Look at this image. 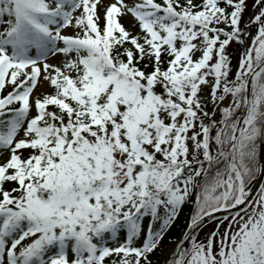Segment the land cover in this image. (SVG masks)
<instances>
[{"label": "snow or ice", "instance_id": "6c2138e0", "mask_svg": "<svg viewBox=\"0 0 264 264\" xmlns=\"http://www.w3.org/2000/svg\"><path fill=\"white\" fill-rule=\"evenodd\" d=\"M262 180L264 0H0V264H264Z\"/></svg>", "mask_w": 264, "mask_h": 264}, {"label": "trees", "instance_id": "16d2710c", "mask_svg": "<svg viewBox=\"0 0 264 264\" xmlns=\"http://www.w3.org/2000/svg\"><path fill=\"white\" fill-rule=\"evenodd\" d=\"M190 216L189 212H185L184 216H182L179 220V223L173 227L171 230H169V233L165 236L164 241H163V246L169 245L170 243L175 242L181 232L186 228V217ZM162 248L156 252V254L153 256V264H160V260L163 254Z\"/></svg>", "mask_w": 264, "mask_h": 264}, {"label": "rangeland", "instance_id": "374dc122", "mask_svg": "<svg viewBox=\"0 0 264 264\" xmlns=\"http://www.w3.org/2000/svg\"><path fill=\"white\" fill-rule=\"evenodd\" d=\"M171 249V247H169L167 250H168V252H169V250Z\"/></svg>", "mask_w": 264, "mask_h": 264}, {"label": "water", "instance_id": "95a60500", "mask_svg": "<svg viewBox=\"0 0 264 264\" xmlns=\"http://www.w3.org/2000/svg\"><path fill=\"white\" fill-rule=\"evenodd\" d=\"M215 216V215H214ZM218 215H216V217H217ZM205 221H207V220H205Z\"/></svg>", "mask_w": 264, "mask_h": 264}]
</instances>
